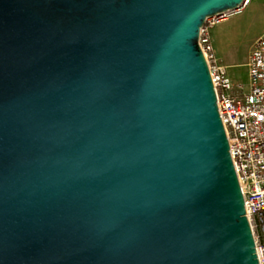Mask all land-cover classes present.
<instances>
[{"label": "water", "instance_id": "water-1", "mask_svg": "<svg viewBox=\"0 0 264 264\" xmlns=\"http://www.w3.org/2000/svg\"><path fill=\"white\" fill-rule=\"evenodd\" d=\"M247 0H0V264H259L200 44Z\"/></svg>", "mask_w": 264, "mask_h": 264}, {"label": "built area", "instance_id": "built-area-1", "mask_svg": "<svg viewBox=\"0 0 264 264\" xmlns=\"http://www.w3.org/2000/svg\"><path fill=\"white\" fill-rule=\"evenodd\" d=\"M243 7L207 19L200 44L207 58L258 261L264 264V32L253 42L247 55V90L229 79L209 36V29L241 12Z\"/></svg>", "mask_w": 264, "mask_h": 264}, {"label": "rangeland", "instance_id": "rangeland-1", "mask_svg": "<svg viewBox=\"0 0 264 264\" xmlns=\"http://www.w3.org/2000/svg\"><path fill=\"white\" fill-rule=\"evenodd\" d=\"M212 42L233 82L248 88L246 59L253 42L264 32V0H250L243 10L215 24ZM210 30V29H209Z\"/></svg>", "mask_w": 264, "mask_h": 264}, {"label": "crops", "instance_id": "crops-1", "mask_svg": "<svg viewBox=\"0 0 264 264\" xmlns=\"http://www.w3.org/2000/svg\"><path fill=\"white\" fill-rule=\"evenodd\" d=\"M249 2H250V0L248 1L247 4H249ZM242 10H243V9H242ZM212 33H213V28H211V29L209 30V36H210V40H211V42H212V37H213ZM212 44H213V42H212ZM213 48H214V52H215L216 56L221 60V58L218 56V54H217V52H216V50H215L214 45H213ZM246 60H247V59H246ZM221 62H222V60H221ZM222 64H223V62H222ZM223 66H224V64H223ZM224 67H225V71H226V66H224ZM226 74H227V72H226ZM227 76H228V74H227ZM228 77H229V76H228ZM229 79H230V77H229ZM232 82H233V81H232Z\"/></svg>", "mask_w": 264, "mask_h": 264}]
</instances>
